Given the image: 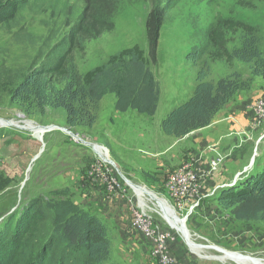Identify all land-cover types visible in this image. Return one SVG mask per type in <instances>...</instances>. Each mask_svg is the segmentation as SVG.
Returning a JSON list of instances; mask_svg holds the SVG:
<instances>
[{
  "label": "rangeland",
  "instance_id": "rangeland-1",
  "mask_svg": "<svg viewBox=\"0 0 264 264\" xmlns=\"http://www.w3.org/2000/svg\"><path fill=\"white\" fill-rule=\"evenodd\" d=\"M117 2L112 13L115 28L87 41L84 49L74 52L75 60L82 74L89 78L116 54L139 53L160 85V102L153 116L135 110L117 111L116 95L109 93L100 101L98 119L92 127L69 128L64 109L26 113L11 100L14 87L39 60L63 53L62 42L81 19L86 0H29L13 22L0 25V230L11 215L19 216L34 198L69 197L105 220L112 242L111 264H143L144 257L129 253L128 243L120 235V224L125 219L131 221L132 212L138 207V197L127 180L153 191L156 201L160 196L175 206L169 189L171 174L183 164L203 173L202 167L213 154L200 151L195 137H191L195 140L192 142L166 135L162 122L175 106L192 96L205 61L211 66L209 80L217 81L233 72L241 73L245 79L252 78L251 87L241 90L225 109H246L253 122L240 129L249 134L241 148H221L231 156L226 170L207 176L204 187L232 182L239 172L237 180H247L255 171L256 159L264 160V115H260L259 107L264 102V78L253 76L246 63L213 59L215 48L208 36L220 18L245 21L258 27L264 54V0H163L168 9L156 65L149 59L146 33L152 0ZM226 37L230 50L240 46V31L228 32ZM196 51H203L198 62L189 58ZM29 125L69 128L93 145L77 141L75 135L62 129L37 133L27 129ZM221 144L234 145L227 135ZM54 190L62 192L54 194ZM211 197L204 198L186 219L188 237L192 235L193 241L204 246L217 245L227 252L264 262V221H237ZM155 200L146 201L151 207L147 214L152 226L166 229L168 225L154 205ZM189 211L187 206L178 214L183 218ZM172 232L171 242L175 243L183 264H244L201 258L194 253L196 257H192L180 234L174 228ZM203 254L223 256L221 251L208 246Z\"/></svg>",
  "mask_w": 264,
  "mask_h": 264
},
{
  "label": "trees",
  "instance_id": "trees-1",
  "mask_svg": "<svg viewBox=\"0 0 264 264\" xmlns=\"http://www.w3.org/2000/svg\"><path fill=\"white\" fill-rule=\"evenodd\" d=\"M28 2L0 0V25L13 22ZM117 3V0H86L81 19L62 42L63 53L56 58L39 60L14 87L11 100L26 113L45 114L48 108L64 109L69 128L92 127L98 119L99 103L109 93L116 95L117 111L135 110L155 115L160 85L139 53L116 54L89 78L76 63L77 49H84L87 41L115 28L112 13ZM152 3L146 33L149 59L156 65L168 6L163 0H152ZM238 31L242 33L240 46L230 50L226 35ZM208 36L215 48L213 59L246 63L253 76L264 78L262 37L257 26L231 17L220 18ZM190 54L189 58L198 62L203 51ZM210 71V63L205 61L192 96L175 106L163 120L162 130L166 135L182 139L208 127L241 90L251 87L252 78L245 79L239 72L215 81L208 79ZM255 164L252 176L212 199L240 222L264 221V160L257 158ZM61 192L53 191L54 194ZM111 258L112 242L105 220L69 197L34 198L19 216L11 215L0 230V264H111Z\"/></svg>",
  "mask_w": 264,
  "mask_h": 264
},
{
  "label": "built area",
  "instance_id": "built-area-1",
  "mask_svg": "<svg viewBox=\"0 0 264 264\" xmlns=\"http://www.w3.org/2000/svg\"><path fill=\"white\" fill-rule=\"evenodd\" d=\"M264 99V97H262ZM261 99V98H260ZM260 107V115H264V102L259 105ZM254 128V127H253ZM250 132L251 129H248ZM248 132L246 130H234L227 134V137H231V141L234 145H229L228 147L222 146V141L219 140L212 145H207L204 147L206 150H202L203 153H212V157L207 160L202 167V174L195 169L192 170L189 164H183L177 171L171 174L169 178V189L171 191V197L175 201V206L170 203V205L175 210L176 214L180 219H186L190 216V213L194 210V208L200 205V202L207 197L214 196L216 197L222 190L231 188L235 186L240 180H237L238 175L241 173H237V177L232 182H220V183H212L209 187L205 186L206 177L209 175H217L219 173H223L226 170V163L230 159V153H226L221 148H227L228 150L234 151L235 147H242L241 142L246 141L248 139ZM226 136V135H225ZM204 158H202L203 160ZM201 161V160H200ZM139 198V196L137 195ZM211 197V198H214ZM147 199H144L145 206L138 199V207L135 211L132 212L131 217V226L133 229H136L141 232V234L151 243L150 251L154 264H183L181 261L178 251L175 248V243L172 241V228H174L182 237V239L186 242L188 248L194 253L196 256L199 254L192 250L189 246L187 240L183 237L182 232L178 231L169 220L165 219L168 228L162 229L160 226H152V222L149 219L147 211L151 209L149 205H147ZM189 206L190 211L186 217H180L178 212L185 210ZM160 212V211H159ZM161 214V213H160ZM162 215V214H161ZM186 226V224H185ZM188 230V228L186 227ZM189 231V230H188ZM190 232V231H189ZM191 234V233H190ZM192 242L196 243L192 239ZM196 245H203L196 243ZM209 247L220 248L217 245H205ZM223 249V248H222ZM224 250V249H223ZM189 251V253H191ZM226 251V250H224ZM237 253V252H236ZM200 256V255H199Z\"/></svg>",
  "mask_w": 264,
  "mask_h": 264
},
{
  "label": "crops",
  "instance_id": "crops-1",
  "mask_svg": "<svg viewBox=\"0 0 264 264\" xmlns=\"http://www.w3.org/2000/svg\"><path fill=\"white\" fill-rule=\"evenodd\" d=\"M249 114L250 112L247 111L246 109L245 110L241 109L239 111L233 109V107H230L228 109H223L216 115L213 122L208 127L192 132L190 135L180 140L188 139V140H192V142H195V140L191 138V137H195L199 140V142H195V144H197L198 149L202 151L206 146V144L208 145L210 143H215L219 140L223 141V138L225 137V135H227L228 132L244 129L248 126H251L253 120H251ZM227 115L229 117H226ZM151 198L153 199V197ZM130 223H131L130 219H125L120 224V235L128 243L127 244L128 252L131 254L137 253L138 255H142L144 257L143 264H154L155 261L153 260L150 251L151 243H149V241L145 239V237L141 234L140 231L133 229ZM183 227L185 229V224L183 225ZM122 243L123 245H125V242ZM216 249L221 252L224 251L222 248H216ZM237 254L241 255L240 253ZM189 255H191L192 257H196L192 253H189ZM206 258H214V256H207ZM221 259L232 260V261L237 260L244 264H252L243 261L239 258H231V257L226 258L224 254L223 256H221ZM189 262H191L192 264H197L195 261H189ZM184 263L187 264L188 261H184Z\"/></svg>",
  "mask_w": 264,
  "mask_h": 264
},
{
  "label": "bare ground",
  "instance_id": "bare-ground-1",
  "mask_svg": "<svg viewBox=\"0 0 264 264\" xmlns=\"http://www.w3.org/2000/svg\"><path fill=\"white\" fill-rule=\"evenodd\" d=\"M4 122V121H3ZM5 123V122H4ZM30 126V127H29ZM27 126L26 128L27 129H34V131H36L37 133H40V131H50L51 128L47 129V128H44L43 126H37V125H29ZM76 136V135H75ZM77 139V141H80L82 142L83 144H92V142L90 141H85L83 138L79 137V136H76L75 137ZM38 156L36 155L34 158L36 159ZM127 183L128 185L134 189L136 195L139 196V201L141 202V204L143 203V205L145 206V203H144V199H147V200H151L153 197L154 198V192L151 191L150 189H148L147 187L145 186H138L136 184H133L131 183L130 181L127 180ZM154 194H153V193ZM157 195V194H156ZM152 200H155V199H152ZM157 200H155V203L154 205L158 208V210L160 211V213L162 214V216L167 219H171L174 224L172 222H170L178 231L182 232V235L183 237L187 240L189 246L192 248V250L196 251L201 258H206L207 256H204L203 254V251H206L207 249V246H204V245H196V243L192 242L191 240V237L189 236L188 237V230L186 229V226H185V230H184V227L183 225L185 224V219H180L178 217V215L176 214L175 210L173 209V207L170 205V203L165 199V198H162V197H157ZM159 202V203H158ZM168 220V219H167ZM184 220V221H183ZM185 231L187 232V234L185 233ZM208 248H213V247H209ZM215 248V247H214ZM222 253L224 254V256L226 258H239L243 261H246V262H249V263H252V264H264V262H260V261H257L256 259L250 257V256H242V255H239L237 253H232V252H227V251H222ZM206 259H219V260H222L221 257L220 258H206Z\"/></svg>",
  "mask_w": 264,
  "mask_h": 264
},
{
  "label": "water",
  "instance_id": "water-1",
  "mask_svg": "<svg viewBox=\"0 0 264 264\" xmlns=\"http://www.w3.org/2000/svg\"><path fill=\"white\" fill-rule=\"evenodd\" d=\"M43 127L44 128H47V129H49V128H52V129L58 128V129H62L63 131L68 132L72 136L76 135L69 128H65V127H58V126H55V125H52V126H43ZM76 136H78V134Z\"/></svg>",
  "mask_w": 264,
  "mask_h": 264
}]
</instances>
